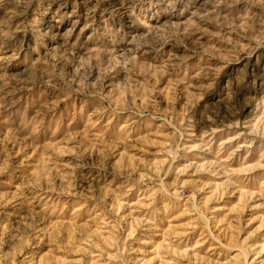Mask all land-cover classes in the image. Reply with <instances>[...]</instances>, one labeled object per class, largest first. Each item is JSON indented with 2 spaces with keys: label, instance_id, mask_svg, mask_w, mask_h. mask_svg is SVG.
I'll return each mask as SVG.
<instances>
[{
  "label": "rangeland",
  "instance_id": "rangeland-1",
  "mask_svg": "<svg viewBox=\"0 0 264 264\" xmlns=\"http://www.w3.org/2000/svg\"><path fill=\"white\" fill-rule=\"evenodd\" d=\"M0 264H264V0H0Z\"/></svg>",
  "mask_w": 264,
  "mask_h": 264
}]
</instances>
